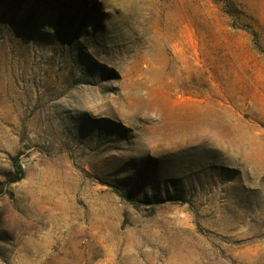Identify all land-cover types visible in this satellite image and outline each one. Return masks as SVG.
I'll return each mask as SVG.
<instances>
[{"label": "rangeland", "instance_id": "374dc122", "mask_svg": "<svg viewBox=\"0 0 264 264\" xmlns=\"http://www.w3.org/2000/svg\"><path fill=\"white\" fill-rule=\"evenodd\" d=\"M0 264H264V0H0Z\"/></svg>", "mask_w": 264, "mask_h": 264}, {"label": "trees", "instance_id": "16d2710c", "mask_svg": "<svg viewBox=\"0 0 264 264\" xmlns=\"http://www.w3.org/2000/svg\"><path fill=\"white\" fill-rule=\"evenodd\" d=\"M20 178V175L18 176H15L12 180H17V179H19ZM117 192H118V194L119 195H121V196H124L125 198H127L128 200H131L128 196H126L124 193H122V192H120V191H118L117 190Z\"/></svg>", "mask_w": 264, "mask_h": 264}, {"label": "bare ground", "instance_id": "6f19581e", "mask_svg": "<svg viewBox=\"0 0 264 264\" xmlns=\"http://www.w3.org/2000/svg\"><path fill=\"white\" fill-rule=\"evenodd\" d=\"M206 110H207V108H206ZM199 111V110H198ZM200 111H203V110H200ZM196 112V111H195ZM196 113H198V112H196ZM199 114V113H198Z\"/></svg>", "mask_w": 264, "mask_h": 264}]
</instances>
